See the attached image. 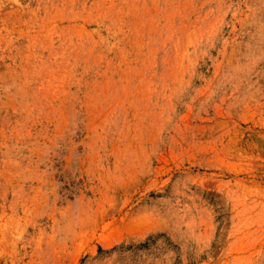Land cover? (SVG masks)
<instances>
[{
	"label": "rangeland",
	"instance_id": "1",
	"mask_svg": "<svg viewBox=\"0 0 264 264\" xmlns=\"http://www.w3.org/2000/svg\"><path fill=\"white\" fill-rule=\"evenodd\" d=\"M0 264H264V0H0Z\"/></svg>",
	"mask_w": 264,
	"mask_h": 264
}]
</instances>
